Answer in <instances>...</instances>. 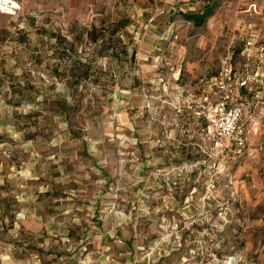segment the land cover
<instances>
[{
    "label": "rangeland",
    "instance_id": "rangeland-1",
    "mask_svg": "<svg viewBox=\"0 0 264 264\" xmlns=\"http://www.w3.org/2000/svg\"><path fill=\"white\" fill-rule=\"evenodd\" d=\"M17 1L0 264H264V0ZM226 92L241 153L202 115Z\"/></svg>",
    "mask_w": 264,
    "mask_h": 264
},
{
    "label": "built area",
    "instance_id": "built-area-1",
    "mask_svg": "<svg viewBox=\"0 0 264 264\" xmlns=\"http://www.w3.org/2000/svg\"><path fill=\"white\" fill-rule=\"evenodd\" d=\"M21 4L17 0H0L1 13H15ZM229 94L226 92L221 98L203 111L206 129L215 139V144L233 147V151L241 153L245 147V128L241 122V107L228 103Z\"/></svg>",
    "mask_w": 264,
    "mask_h": 264
},
{
    "label": "trees",
    "instance_id": "trees-1",
    "mask_svg": "<svg viewBox=\"0 0 264 264\" xmlns=\"http://www.w3.org/2000/svg\"><path fill=\"white\" fill-rule=\"evenodd\" d=\"M215 7V2L209 1L199 10L182 12V16L192 22L194 26H201L213 14Z\"/></svg>",
    "mask_w": 264,
    "mask_h": 264
}]
</instances>
